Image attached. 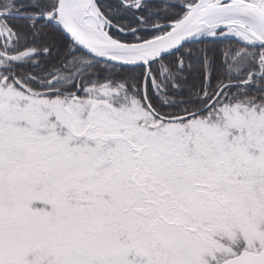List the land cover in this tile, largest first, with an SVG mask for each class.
Wrapping results in <instances>:
<instances>
[{
  "label": "snow or ice",
  "instance_id": "obj_1",
  "mask_svg": "<svg viewBox=\"0 0 264 264\" xmlns=\"http://www.w3.org/2000/svg\"><path fill=\"white\" fill-rule=\"evenodd\" d=\"M0 264H264V0H0Z\"/></svg>",
  "mask_w": 264,
  "mask_h": 264
}]
</instances>
